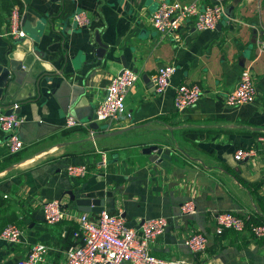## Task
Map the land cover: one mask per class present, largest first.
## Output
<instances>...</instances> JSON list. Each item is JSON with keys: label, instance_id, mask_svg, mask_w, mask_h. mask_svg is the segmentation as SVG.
<instances>
[{"label": "crops", "instance_id": "obj_1", "mask_svg": "<svg viewBox=\"0 0 264 264\" xmlns=\"http://www.w3.org/2000/svg\"><path fill=\"white\" fill-rule=\"evenodd\" d=\"M21 1L23 38L9 34L10 13L0 1V60L11 54L28 66L20 73L23 85L15 96L20 100L9 106L18 103L25 117L19 129L22 150L9 151L0 125V232L11 223L23 229L18 242L0 237V264H17L37 243L49 247L45 264H63L65 250L78 241V224L74 218L48 223L42 201L63 199L70 215L78 217L83 211L69 191L102 197L105 210L122 213L130 226L167 217L166 231L152 245L162 259L192 260L185 239L201 231L209 238L204 264H264V237L249 229L219 235L214 219L218 211H234L264 222V146L255 161L234 159L237 149L264 136V0H232L227 7L237 3L233 16H225L215 30L197 31L185 23L181 42L160 39L151 25L161 0ZM78 10L88 13L90 27L72 25ZM97 32L108 45L104 57L97 53ZM124 63L140 73L126 97L132 125L111 130L96 121L98 127L90 126L94 136L82 126L66 127L69 113L91 124L96 120V107ZM166 64L176 66L174 87L198 82L205 89L185 112L175 108L174 88L164 95L154 92L152 77ZM247 66L257 98L229 106L225 95L236 88ZM7 109L0 103V112ZM151 145L169 157L144 153ZM102 152L109 162L99 169ZM81 163L92 172L70 177L68 165ZM189 198L197 211L183 216L181 205Z\"/></svg>", "mask_w": 264, "mask_h": 264}, {"label": "built area", "instance_id": "obj_2", "mask_svg": "<svg viewBox=\"0 0 264 264\" xmlns=\"http://www.w3.org/2000/svg\"><path fill=\"white\" fill-rule=\"evenodd\" d=\"M231 1L215 0L209 3L206 0H195L185 3L180 0H161L158 9L151 16V25L159 33L160 39L171 38L175 42H181L180 31L187 22H191L197 31L215 30L226 16V8ZM71 22L75 28L90 27L92 24L90 16L83 10L76 11L71 17ZM8 24L9 34L15 37L26 36L18 5L12 8ZM260 43L264 48V38ZM175 71L176 66L173 64L162 65L152 77V86L157 95H164L174 88L175 108L182 113L198 103L205 94V89L198 82H184L174 87L172 79ZM139 77L138 71L126 67L121 74L111 78L105 98L96 107V121L109 124L111 130L122 125H132V114L126 109V97ZM257 94L254 74L247 66L243 68L236 88L225 95V102L229 106L253 103ZM24 122L25 117L16 112L11 114L0 112V125L7 134L6 144L11 153H16L25 146L19 134ZM90 124L89 121H83L69 113L65 126L88 128L94 136L95 132ZM263 146L264 136H261L255 145L237 149L234 159L238 162L255 161ZM108 162L107 154L102 152L99 169L107 167ZM66 171L73 178H85L92 172L87 163L70 164ZM42 208L45 220L50 224L68 218H74L78 224L75 231L78 241L65 250L63 264H204L202 257L207 253L209 238L201 231H195L185 239V244L194 254L192 260H166L153 253V243L169 225L165 216L145 219L140 226L135 227L127 224L122 213L114 214L107 210L95 216L82 212L78 217H72L65 208L63 199H45L42 201ZM196 211L197 206L193 198L185 200L181 205L180 212L183 216L193 215ZM214 219L215 232L219 235L225 230L243 232L249 229L255 237H264V222L252 221L248 213L218 211L214 213ZM22 235L23 229L15 223L8 224L0 232L1 238L12 243L20 241ZM48 252L47 245L37 243L17 261V264H45Z\"/></svg>", "mask_w": 264, "mask_h": 264}, {"label": "water", "instance_id": "obj_3", "mask_svg": "<svg viewBox=\"0 0 264 264\" xmlns=\"http://www.w3.org/2000/svg\"><path fill=\"white\" fill-rule=\"evenodd\" d=\"M236 5L237 3L234 2L231 6L226 8L227 17L233 16V9ZM26 17L27 15L23 17V25L25 23ZM217 27L220 28L221 23H219ZM96 41L99 44L97 53L99 56L104 57L107 52L108 45L103 42L99 32L96 33ZM123 59L124 58H122V60ZM126 67L127 64L124 63V68ZM23 68L27 69L28 66L25 64L21 65L19 60H16L15 58L11 57V54L4 56L3 59L0 60V103L6 104V106H8V109L6 111L7 114H11L12 112H16L19 114L20 112L19 109L20 105L18 103H15L14 105H12V107L9 106L11 105L13 100H20V99H16L15 96H17L16 94L19 93L20 86L23 85V79L20 76V73L21 71H23ZM124 68L121 70L119 74L123 72ZM43 74H47V73H43ZM41 79H42V74L40 75L39 78L36 79L39 87H40ZM96 118L97 115L95 114L94 119ZM91 126L98 127L96 120L92 122ZM152 151H157L159 154H163L164 157H169L164 152V149L159 147L158 145H151L143 149L144 153H151ZM69 194L71 195L72 201L76 203L80 211L100 213L103 210H105V200L102 197H77L73 191H69Z\"/></svg>", "mask_w": 264, "mask_h": 264}, {"label": "trees", "instance_id": "obj_4", "mask_svg": "<svg viewBox=\"0 0 264 264\" xmlns=\"http://www.w3.org/2000/svg\"><path fill=\"white\" fill-rule=\"evenodd\" d=\"M1 1V4L4 8L5 11L8 12V14L11 12L12 8L16 5H18L20 8L23 7V3L21 0H0ZM257 223H261V222H258V221H255Z\"/></svg>", "mask_w": 264, "mask_h": 264}, {"label": "rangeland", "instance_id": "obj_5", "mask_svg": "<svg viewBox=\"0 0 264 264\" xmlns=\"http://www.w3.org/2000/svg\"><path fill=\"white\" fill-rule=\"evenodd\" d=\"M71 209V208H70Z\"/></svg>", "mask_w": 264, "mask_h": 264}]
</instances>
